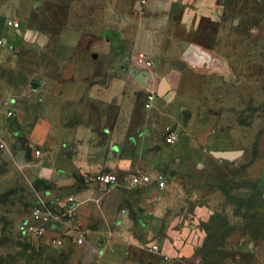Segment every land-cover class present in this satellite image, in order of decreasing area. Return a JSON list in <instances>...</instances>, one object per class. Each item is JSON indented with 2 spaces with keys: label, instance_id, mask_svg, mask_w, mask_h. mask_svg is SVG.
I'll list each match as a JSON object with an SVG mask.
<instances>
[{
  "label": "rangeland",
  "instance_id": "obj_1",
  "mask_svg": "<svg viewBox=\"0 0 264 264\" xmlns=\"http://www.w3.org/2000/svg\"><path fill=\"white\" fill-rule=\"evenodd\" d=\"M216 1L219 18H196L183 34L186 43L208 48V63L184 60L181 49L159 34L151 55L112 58L104 37L83 32L71 39L77 52L63 64L74 62V70L85 74L92 67L90 77L109 94L100 117H61V124H90L100 140L132 156L139 139L148 148L138 157L154 153L158 161L169 155L158 168L166 178L159 192L168 238L148 241L142 264L150 259L151 246L162 241L172 255L153 254L152 264H264V0ZM50 13L48 2L0 0V264H71L74 243L68 232L49 226L35 238L21 229L34 202L24 185L25 162L18 164L12 154L14 118L7 119L2 108L11 100L16 107L43 106L48 90L40 91L42 84L49 89L52 79L63 75L56 50L68 22ZM7 19L13 27L6 26ZM140 55L152 62L137 69L151 73L142 83L129 73L141 68ZM162 77L174 93L169 100L157 95ZM31 82L41 86L33 89ZM212 150L242 152L220 160ZM57 238L61 243L53 241Z\"/></svg>",
  "mask_w": 264,
  "mask_h": 264
},
{
  "label": "crops",
  "instance_id": "obj_2",
  "mask_svg": "<svg viewBox=\"0 0 264 264\" xmlns=\"http://www.w3.org/2000/svg\"><path fill=\"white\" fill-rule=\"evenodd\" d=\"M46 2L51 7L50 14L64 15L63 19L68 22L60 33L61 41L56 50L64 72L60 78L52 79L49 89L42 84L40 91L48 90L43 106L16 107L17 102L12 100L15 108L12 121L17 132L16 142L11 146L16 144L18 149L26 151L24 185L34 204H47L55 220L59 219L57 213L66 197H73V202L68 204L74 214L73 222L86 228V239L84 244H74L69 253L71 264H142L148 241L157 236L163 241L168 238L169 221L159 190L154 185L109 188L96 181L95 175L101 171L113 172L123 179L143 172L153 177L160 171L158 168L167 163L169 155L165 153L158 161L154 153L138 157L139 152L148 148V142L139 139L133 142L136 152L132 156L123 153L117 144L100 140L99 133L90 124H61V117H100L109 94L97 87V80L90 77L92 67L85 74L74 70V62L65 67L63 64L77 52L71 39L83 32L104 37L106 53L112 58L118 53L151 55L157 34L177 50L181 49L182 58L190 45L208 49L186 43L188 39L183 34L203 15L217 20L219 5L216 0H37V4ZM2 24L0 28L4 27ZM34 34L35 31H31L28 35ZM108 131L111 133L112 128ZM34 145L40 150L39 156L34 155ZM15 153L14 150L13 157ZM39 179L43 182L35 188L34 183ZM25 219L31 220L30 215L23 222ZM71 224L72 221L55 222L53 232L72 233ZM162 242L159 251L151 250L152 254H147L150 256L147 264H152L154 255L158 258L172 255ZM176 254L182 255L183 249Z\"/></svg>",
  "mask_w": 264,
  "mask_h": 264
},
{
  "label": "built area",
  "instance_id": "obj_3",
  "mask_svg": "<svg viewBox=\"0 0 264 264\" xmlns=\"http://www.w3.org/2000/svg\"><path fill=\"white\" fill-rule=\"evenodd\" d=\"M6 26L13 27V21L7 19L5 21ZM2 39L0 38V43ZM136 65L143 68L148 69L152 65V62L143 55H140L136 58ZM153 98L152 94H148V99L151 100ZM148 105V104H147ZM4 115L7 119H11L15 115V108L13 107L12 100L6 103V109L4 111ZM169 138L173 140L175 138L174 131L169 133ZM3 146V144H2ZM35 156L40 155V150L35 148L33 150ZM96 181L101 183L106 187H116L118 185H123L129 188H133L136 186L143 185H154L158 190H162L166 184L165 174L162 171H156L153 177H151L148 173L137 172L134 174H130L125 176L123 179L120 178L116 173L113 172H99L95 175ZM122 179V180H121ZM70 202H73L72 196H67L65 200V204L62 206L61 210L57 213L58 220H55L52 213L44 206L43 203L34 204L30 218L25 219V221L21 225V229L23 232H28L35 238H42L47 230V227L52 228L55 222L58 221H72L70 225V229L72 233H69V237L72 238L74 244H84L86 239V228L80 226L78 223L73 222L74 214L72 213L71 207L68 205ZM62 238L54 239L53 241L56 243H61ZM152 251H159V247L156 244L151 246Z\"/></svg>",
  "mask_w": 264,
  "mask_h": 264
},
{
  "label": "water",
  "instance_id": "obj_4",
  "mask_svg": "<svg viewBox=\"0 0 264 264\" xmlns=\"http://www.w3.org/2000/svg\"><path fill=\"white\" fill-rule=\"evenodd\" d=\"M183 57L186 59H189L193 62L197 63H208L209 62V56L208 54L204 51L199 49L198 47H194L192 45L188 46L187 49L182 53ZM93 57H96V54H93ZM130 74L135 77V79L139 82H141L144 78V76H151V73L148 71H139L136 68H131L129 70ZM31 86L33 89H37L40 87L39 82H31ZM173 91L170 90L169 84L166 82L165 78H161L159 82V86L157 88V95L160 97H164L166 100L171 99L173 96ZM146 133H149L147 130ZM12 149L16 151L14 155V159L18 164L23 163L24 161V155H25V150L23 149H18V146L14 144L12 146ZM241 150H212L211 154L220 159V160H232L239 156L241 154ZM43 180L39 179L34 183V187L37 188L40 183H42Z\"/></svg>",
  "mask_w": 264,
  "mask_h": 264
}]
</instances>
